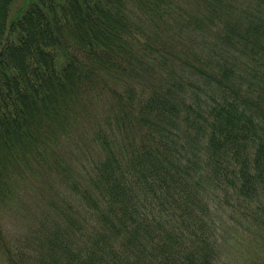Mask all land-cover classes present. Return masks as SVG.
I'll return each instance as SVG.
<instances>
[{"label": "trees", "instance_id": "1", "mask_svg": "<svg viewBox=\"0 0 264 264\" xmlns=\"http://www.w3.org/2000/svg\"><path fill=\"white\" fill-rule=\"evenodd\" d=\"M14 1L2 264H258L223 255L209 198L231 191L264 226V0ZM22 193L38 207L17 233Z\"/></svg>", "mask_w": 264, "mask_h": 264}, {"label": "rangeland", "instance_id": "2", "mask_svg": "<svg viewBox=\"0 0 264 264\" xmlns=\"http://www.w3.org/2000/svg\"><path fill=\"white\" fill-rule=\"evenodd\" d=\"M19 0L13 2V6L18 4ZM22 202L25 203L27 214L18 213L16 215L7 216L5 223L17 233L26 231V225L29 218L37 212L38 205L34 202L35 198L30 193L21 194ZM211 208L218 206V237H220L223 255L229 257L231 255H260L259 263L264 264V226L260 230H253L251 223V213L248 212L244 216L246 207L240 202L239 198H235L231 191H220L209 198ZM34 227V226H32ZM0 264L2 260L0 258Z\"/></svg>", "mask_w": 264, "mask_h": 264}]
</instances>
